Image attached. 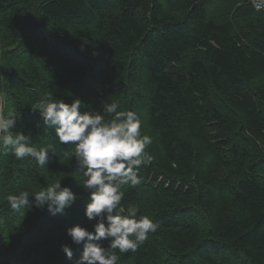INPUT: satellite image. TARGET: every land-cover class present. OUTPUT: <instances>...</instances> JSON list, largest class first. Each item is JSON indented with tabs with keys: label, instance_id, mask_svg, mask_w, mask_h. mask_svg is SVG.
<instances>
[{
	"label": "trees",
	"instance_id": "obj_1",
	"mask_svg": "<svg viewBox=\"0 0 264 264\" xmlns=\"http://www.w3.org/2000/svg\"><path fill=\"white\" fill-rule=\"evenodd\" d=\"M0 93L14 131L55 149L43 168L0 154V264H75L83 245L67 229L95 223L73 147L32 109L48 95L82 112L115 101L152 138L121 203L159 227L118 264H264V11L252 0H0ZM57 179L78 197L63 214L5 199Z\"/></svg>",
	"mask_w": 264,
	"mask_h": 264
},
{
	"label": "clouds",
	"instance_id": "obj_2",
	"mask_svg": "<svg viewBox=\"0 0 264 264\" xmlns=\"http://www.w3.org/2000/svg\"><path fill=\"white\" fill-rule=\"evenodd\" d=\"M82 104L79 98L69 104L48 95L32 109L39 112L45 131L53 129L61 145L73 147L71 159L75 158L77 166L72 177L90 194L84 213L89 221H95L92 230L79 223L67 229L72 242L83 245L75 264H118L120 254L136 252L159 227L150 216L138 215L137 208H125L121 203L122 186L139 185L140 169L152 162L148 147L153 141L141 132L142 121L135 111L119 110L120 105L112 101L103 102L102 111L82 112ZM19 119L14 106L8 105L6 110L5 94L0 93V154H11L17 160L32 158L43 168L49 162V152L55 155V149L52 144L37 147L31 133L14 131ZM37 127H41L40 122ZM76 174L84 179L78 180ZM61 181L57 179L31 194L26 190L9 193L5 199L15 213L34 205L46 206L52 215L63 214L78 197ZM103 241H108L107 247ZM61 250L73 259L70 245H61Z\"/></svg>",
	"mask_w": 264,
	"mask_h": 264
},
{
	"label": "built area",
	"instance_id": "obj_3",
	"mask_svg": "<svg viewBox=\"0 0 264 264\" xmlns=\"http://www.w3.org/2000/svg\"><path fill=\"white\" fill-rule=\"evenodd\" d=\"M252 2L257 10L264 11V0H252Z\"/></svg>",
	"mask_w": 264,
	"mask_h": 264
}]
</instances>
